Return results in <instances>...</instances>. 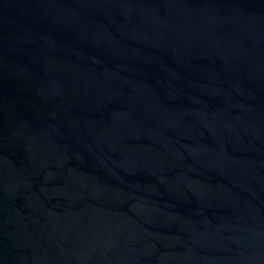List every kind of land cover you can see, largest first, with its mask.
<instances>
[{
	"label": "water",
	"instance_id": "obj_1",
	"mask_svg": "<svg viewBox=\"0 0 264 264\" xmlns=\"http://www.w3.org/2000/svg\"><path fill=\"white\" fill-rule=\"evenodd\" d=\"M0 264H264V0H0Z\"/></svg>",
	"mask_w": 264,
	"mask_h": 264
}]
</instances>
